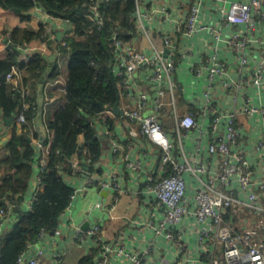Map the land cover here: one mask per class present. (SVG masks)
Wrapping results in <instances>:
<instances>
[{
	"label": "built area",
	"instance_id": "built-area-1",
	"mask_svg": "<svg viewBox=\"0 0 264 264\" xmlns=\"http://www.w3.org/2000/svg\"><path fill=\"white\" fill-rule=\"evenodd\" d=\"M107 1L90 0L89 18L97 29L104 25L99 11L100 2ZM176 1L179 5L192 1L184 16H171L169 9ZM149 3L151 5L147 7ZM204 4L207 13L214 11L218 15L217 24L200 22V15L205 12ZM36 9L44 14L41 26L51 38L54 37L56 22L68 26L66 33L72 30L68 20L51 18L41 8ZM132 20L135 30L130 40H123L116 33L112 36L113 71L121 79L118 86L134 100L133 106L128 104L121 108L117 125L127 131L126 136L134 146L139 140L150 144L149 151L144 147L140 150H157L159 164L164 169V174L146 176L147 192L154 195L150 201L152 218L145 223L147 227H152V239L150 237L144 251L127 253L113 242L102 240L100 224H93L85 233L77 227L73 240L79 246L86 244V240H91L94 247L100 246L92 264H110L114 256L122 255L127 257V264H144L145 257L157 253L154 240L163 236L173 241L177 228L189 218L199 228L200 254L208 264H264V0H135ZM161 22H165V27L158 28L163 31V47L160 48L157 45L160 38L153 33L156 23ZM167 25H172L174 29ZM199 34L210 40L202 43L204 52L191 65L194 81L201 83L204 90L201 112L196 117L191 112L178 113L173 73L176 61L188 57L185 49L177 48V35L186 40ZM140 37L147 42V48L135 50L133 44ZM19 49L22 52L39 50L42 54L45 51L44 47L19 48L8 40L0 45V55ZM166 50L168 53L165 55ZM18 74L13 66L6 74V81L13 82L14 90L25 98L26 88L15 82ZM137 80L146 81L147 90L136 91ZM220 98L226 106H218ZM49 102L45 96L38 101L37 107L32 104L33 109L45 114ZM28 108L30 105L23 102L22 111L15 117L18 124L26 122L23 110ZM166 108H169L173 121L172 128L168 130L161 119ZM107 114L112 115L108 110ZM256 116L261 118L259 129H255V134L248 133L238 120L245 117L254 124ZM3 124L0 118V126ZM94 126L98 137L110 140L113 153L123 151L124 146L119 142L121 137L117 136L115 126L114 130H108L104 123L95 120ZM44 129L49 137L42 155L36 159L37 173H33L30 180L34 193L29 210L35 193L42 186L41 174L52 139L45 120ZM192 131H196L197 136L190 158L185 152L184 142ZM244 139L251 145V156L247 151L238 149ZM79 142L82 141L79 139ZM205 143L207 145L203 146ZM204 156H207L206 161ZM122 159L127 168L146 170L141 161H131L129 154H124ZM148 166L151 169V164ZM72 169V175L66 178L79 176L87 180L88 186L100 185L105 189L123 191L116 177L102 181L97 172H89L79 162L73 163ZM186 175L198 182L194 190L188 188ZM79 192L81 189L73 191L66 210L72 208ZM13 207L10 204L7 210H0V237L4 236ZM95 207L99 208L101 204ZM241 208L249 212L248 219L258 226L260 234L233 224L234 217L240 218L234 214L240 215ZM47 234L41 230L38 238L20 253L16 264H39L44 256L42 242Z\"/></svg>",
	"mask_w": 264,
	"mask_h": 264
},
{
	"label": "trees",
	"instance_id": "trees-1",
	"mask_svg": "<svg viewBox=\"0 0 264 264\" xmlns=\"http://www.w3.org/2000/svg\"><path fill=\"white\" fill-rule=\"evenodd\" d=\"M0 6L20 11L21 20H27V13L39 7L49 17L72 24V30L60 41L46 34L42 26L35 31L16 26L0 33V40L4 43L9 40L19 48L33 47L36 43L48 47L55 44L60 57L67 59L63 106L45 120L52 139L41 174L42 186L34 195L31 209L23 211V195L29 188L37 159L31 136L37 115L33 105L38 106L35 86L40 83L47 60L36 50L30 53L27 62L20 61V49L7 51L0 58V118L4 124L6 119L14 118L10 140L0 152V210L5 211L13 204L11 212L18 215L0 241V264H16L20 253L38 238L41 230L49 233L56 229L59 217L67 209L74 191L66 181L73 172V156L77 155L81 167L100 174L98 163L105 140L97 136L94 120L111 130L117 122L107 114V109L118 100L117 84L121 82L113 74L112 36L116 33L123 40H130L135 30L132 20L135 0L100 2L99 11L104 18L101 29L89 18L90 0H0ZM13 66L22 75V83L17 84L26 88L25 98L14 90L13 82L6 81V74ZM58 76L56 65L46 82H54ZM23 102L30 108L23 110L26 122L18 124L15 117L22 111ZM99 248L92 247L85 255L82 253L75 264H92Z\"/></svg>",
	"mask_w": 264,
	"mask_h": 264
},
{
	"label": "crops",
	"instance_id": "crops-1",
	"mask_svg": "<svg viewBox=\"0 0 264 264\" xmlns=\"http://www.w3.org/2000/svg\"><path fill=\"white\" fill-rule=\"evenodd\" d=\"M191 3L192 1L179 5L178 1H176L175 5L169 9L171 16H184ZM155 4H158V2ZM150 5L151 4L149 3L147 7H150ZM203 8L205 9V12L200 15V22H207L215 25L218 20L216 12L213 11V13H211V11H209L207 13L205 4L203 5ZM27 16V20H21L19 13H16L13 10H5L0 6V33L4 30H11L16 26L35 31L42 25L44 14L36 8L30 10L27 13ZM55 25L56 27L54 29L53 38L57 40V33H61L62 38L64 34H66L68 26L61 22H56ZM155 26L156 28L153 35H158L157 38H160L157 40V45L161 48L163 47L161 40L163 31L158 28L165 27V22L156 23ZM172 27V25L168 26L170 29ZM205 40H210V38L205 35L201 36L200 34L186 40H181L180 36L178 38V35L176 37L177 48H182V50L185 49V52L188 55L187 58L183 60L181 59L180 62L176 61V69L173 73L175 82L173 92L176 109L179 114L191 112L197 117L198 113L201 112L204 90L201 83L194 81L195 79L191 65L196 61L198 55L204 52L202 43H204ZM2 43H4L3 39L0 40V45ZM34 45L35 46L33 47L45 48L43 56L47 60L46 68L40 78V83L38 86H35L38 101L42 100L45 96L50 100L49 105L45 110V114L43 111L37 112L31 131L33 147L36 152V158H38L42 155L44 151L43 146L46 144L49 137L44 129V120H46L48 116L53 115L63 106L64 100L62 97L67 78V59L60 57L59 52L55 49V44H51V47H48L45 43H36ZM133 46L135 50L145 49L147 48V42L140 37ZM30 53L31 52H22L20 61L27 62ZM5 55L6 54L2 53L0 58ZM56 65L59 70L58 79L54 82H46L55 70ZM113 74L115 77L119 78V75H117L116 72ZM21 78L22 75L19 72V76L15 78V82L22 83ZM118 85L119 83L117 84V102L118 108L121 111V108H125L128 104L133 106L134 100H131L130 97L128 98L125 92L120 91V86ZM135 87L136 91L147 90V83L144 80H137ZM120 92L122 94H119ZM253 98L256 102L257 96L255 94ZM222 105L226 106L224 100L220 98L218 106L223 107ZM113 107L114 106L107 109L108 111H111L112 114L109 115V117L112 119L115 117L114 119L117 120L121 113L116 114ZM163 114L164 115L161 116L163 126L168 130L172 128L173 122L169 108H166ZM238 121L245 126L248 133L255 134V129H259L258 123L261 121V118L260 116H256L254 124H252L249 118L245 117L239 118ZM114 126V129L116 128L117 136L121 137L119 142L124 146L123 151L120 153H113L110 140L106 138L103 142V153L100 162L98 163L101 169L98 176L100 180L105 182L116 177L123 191L119 192L102 187L98 190L97 188L100 185L88 186L87 180L79 176L66 178L67 183L74 190L81 189V192H79L72 208L61 214L56 229L46 235L44 242H42L44 256L39 260V264H75L82 253L85 255L90 248L94 247L91 240H86V244L82 246H79L78 242L73 240V234L77 227L82 233H85L93 224H100V236L102 240L113 242V244L122 247L127 253L144 251L147 248V242L150 237L152 239V227H147L145 223L152 218L150 201L153 200L154 195L147 192L146 176L149 174H154V176L164 174V169H162L159 164L160 161L157 150L147 152L149 151L147 148L150 144L146 140H139V143L134 146L133 141L126 136L127 131L121 126H118L117 122H115ZM135 126L132 125V127ZM106 129L109 130V128ZM11 133L12 122L9 125L5 123L0 126V152L10 140ZM196 136L197 132L192 131L190 136L185 139L184 142V147L186 149L185 152L190 158L194 152ZM80 140L82 141V137H80ZM206 145L207 143L203 146ZM140 147L146 148L147 151L140 150ZM238 149L247 151L250 156L252 154L251 145L247 139L241 141ZM143 152L147 155L145 156ZM124 154H129L131 161L135 159L141 161L146 170H132L131 168H127L126 163L122 159ZM203 154L206 155L205 151H203ZM203 158L206 161L207 156H204ZM78 162L77 155H74L72 158V164H77ZM149 164H151V169H149ZM35 172L37 173L36 162L33 165V173ZM185 178L190 190H194L198 186V182L192 176L186 175ZM32 187L33 185L30 183L28 190L23 195L24 199L21 205L23 211H29V206L34 193ZM96 204H101V207H95ZM262 205L264 204L262 203ZM241 211L242 212L239 214L246 219L247 224L244 223V219L238 214H234V216H239L240 218L238 219L237 217H234L233 224H238L243 230L250 231L256 235H258V233L260 234L258 226L249 221V212L242 208ZM17 216L16 212H11V216L5 225V232L10 230L15 223L16 218H18ZM255 219L259 222L257 218ZM85 222H88V227L86 230H83L81 226L85 224ZM198 231L199 228L193 224L191 219L186 218L181 226L175 231V239L173 241L167 240L163 236H159L156 241L154 240V246L157 253L145 257L144 264H208L207 259L203 254H200L202 243L197 237ZM256 239L259 240L258 238ZM127 262V257L122 255L114 256L111 259L110 264H127Z\"/></svg>",
	"mask_w": 264,
	"mask_h": 264
},
{
	"label": "water",
	"instance_id": "water-1",
	"mask_svg": "<svg viewBox=\"0 0 264 264\" xmlns=\"http://www.w3.org/2000/svg\"><path fill=\"white\" fill-rule=\"evenodd\" d=\"M14 12H17V13H20V11H18V10H13ZM56 38H57V40L58 41H60L61 40V33H57V35H56ZM168 53V51L166 50L165 51V55ZM114 112L116 113V114H120L121 113V111H120V109L118 108V102H116L115 104H114ZM13 120H14V118L12 117V118H9V119H6L5 120V123L7 124V125H9L11 122H13ZM98 190H100V186H98V188H97ZM87 227H88V222H85V224H83L82 226H81V228L83 229V230H86L87 229ZM1 240H3V237H0V241Z\"/></svg>",
	"mask_w": 264,
	"mask_h": 264
}]
</instances>
